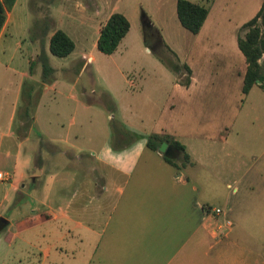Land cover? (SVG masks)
<instances>
[{
	"label": "crops",
	"instance_id": "crops-1",
	"mask_svg": "<svg viewBox=\"0 0 264 264\" xmlns=\"http://www.w3.org/2000/svg\"><path fill=\"white\" fill-rule=\"evenodd\" d=\"M262 1H257L254 11ZM214 5L196 35L199 62L211 55L204 39ZM117 9L105 10L98 2L83 9L95 19L90 37L81 36L85 15L68 13L47 31L44 44L42 31L31 37L25 30L15 31L12 11L6 12L0 29V172L5 175L0 179V217L8 210L16 214L3 217L7 223L0 232V264H264V122L251 129L246 117L239 116L241 105L210 107L203 117L201 95L228 96L227 86L211 89L217 77L199 76L192 63L184 61L191 70L190 82L181 85L174 74V95L163 92L166 100L161 108L156 106V118L149 119L150 130L142 124L134 127L133 120L116 107L124 129L140 138L114 148L112 133L100 141L93 137L98 128L90 130L86 113L92 106L83 100L85 90L80 93L76 87L87 70L91 78L106 84L107 77L100 75L88 48L96 47L100 28L112 13L128 18ZM129 24L122 40L132 28ZM57 29L74 42L67 56L49 51L50 37ZM42 49L53 69L50 82H42L38 60ZM238 51L233 49L232 56L239 62L235 75L241 90L247 65ZM114 71L119 72L117 67ZM26 82L33 85L32 94L40 83L46 90L38 96L28 134L19 136L14 122L23 109ZM105 89L114 96L111 84ZM57 97L81 109L86 118L76 121L71 114L64 122L54 103ZM153 133L179 142L189 161L181 164L180 150V159L169 162L158 149L146 147V136ZM41 140L64 147L54 155L46 153L54 156L47 158L49 163L55 158L67 165L74 161L80 171L77 166L64 171L50 167L44 173L48 165L44 164L36 167L37 172L26 173ZM233 156L241 163L234 170L241 173H225ZM26 177L32 180L30 193L24 191ZM18 193L27 194V200L14 203ZM219 196L222 205L212 206ZM216 208L221 213H215Z\"/></svg>",
	"mask_w": 264,
	"mask_h": 264
},
{
	"label": "rangeland",
	"instance_id": "rangeland-1",
	"mask_svg": "<svg viewBox=\"0 0 264 264\" xmlns=\"http://www.w3.org/2000/svg\"><path fill=\"white\" fill-rule=\"evenodd\" d=\"M189 1L199 3L208 9L209 6L215 3L209 27L206 30L207 39H204L207 43H203L209 49H212L211 55L207 59L203 56L200 62L201 56L198 54L201 50L198 49L196 41L197 33H191L179 23L175 10L176 0H18L15 8H11L7 12L12 11L10 18L15 31L21 32L25 30L26 36L30 37L42 31L41 43L43 41L44 44V36L47 31L55 27L57 19L64 20L68 13H75L78 16L85 15L86 26L81 29L83 33L81 36L90 37L95 19L92 17L88 18L85 12H82L83 9L95 7L97 2L105 10L117 6V11H125L128 14L127 19L131 22L132 27L129 34L111 55L100 52L97 47L88 48V51L94 54L95 64H98L102 71L100 75L107 77L106 80L103 77L106 84H111L114 92V96L111 97L115 104L114 110L117 107L122 116L132 119L131 124L134 127L142 124L146 131L150 130L151 121L149 122V119L156 118L154 117L156 106L161 108L166 100L163 92L171 91L170 95H174V90H171V78L174 77V73L165 68L166 65L157 57L154 53L156 52L177 61L179 64H183L184 61L192 63L199 76L206 77L207 74H210L213 78L217 77L216 81L211 82V89H216L218 86H222L223 88L227 86L226 89L229 91L227 97L217 98L215 96L206 98L204 94L200 96L199 103L203 117L209 112L208 109L210 107L220 108L241 105L242 109L239 112V116L243 115V117H246L250 128L255 129L258 123L260 125V123L264 122V88L254 85L247 95L241 93L238 85L239 81L235 75L239 62L236 56H232V51L233 49H237L238 51L236 40L239 28L256 12L254 10L259 0ZM144 15L146 17H143ZM147 20L150 21L152 27L146 26V23L144 24ZM144 30L148 34V42L151 49L145 46ZM165 44L174 51L175 55L166 49ZM260 62L264 65V55ZM57 63L56 60L55 64L57 65ZM116 67L119 72L114 71ZM74 71L78 72L75 69ZM89 72V70L84 72L83 76L78 80L76 88L80 93L84 90L86 92L83 100L92 106V110L85 111L88 113L89 120L91 119V123L89 124L90 130L98 128L93 137L100 141L111 133V114L115 115V120H119L120 115L116 111H108L103 105L101 97L104 96L106 99L109 97L105 89L106 84L96 76L91 78ZM127 78L130 80L131 86L128 85ZM220 78L226 82L219 81ZM140 80H142L141 84ZM42 90H46V86L40 83V86L36 87L33 93L34 99H38ZM54 103L59 112L58 116L64 122L66 115H74L76 121L80 117L86 118L87 116L81 109H76L73 104L69 105L62 98L57 97ZM65 107L66 109H64ZM16 119L14 127L22 126L24 123L23 119L18 118L17 115ZM30 128L29 126L27 134ZM14 130L17 133V129L15 128ZM19 131L23 135L24 131L20 128ZM41 142L44 144L42 147L46 152L41 149ZM117 142L118 140L112 135L111 143L114 148L117 146L115 144ZM63 148L61 145L41 140L38 149L33 154V165L26 173L37 172L35 170L36 167L44 164H48L45 165L44 173H46V170L49 171L50 167L52 170L64 171L67 167L75 168L77 166V170H79V165L74 161L67 165L60 158L50 159V163L52 164L50 166L47 158L54 157L50 156V154L54 155L55 152H60ZM46 153H50L49 156L47 155L48 157ZM83 153L88 154L89 151H83ZM233 159L236 160L235 156L229 158L231 162H227L229 168L225 173H241V170H234L235 165H240L241 163L235 162ZM43 179L44 176L41 177L40 184H42ZM24 182L26 185L24 191L30 193L32 180L26 177ZM14 196L15 203L18 199L27 197V194L18 193V195L15 194ZM26 197L24 201L27 200ZM28 197L33 198L32 195ZM219 199L220 196L214 203L211 202L212 206L222 205ZM15 214V212L12 213L10 210L6 213L7 216H15Z\"/></svg>",
	"mask_w": 264,
	"mask_h": 264
},
{
	"label": "trees",
	"instance_id": "trees-1",
	"mask_svg": "<svg viewBox=\"0 0 264 264\" xmlns=\"http://www.w3.org/2000/svg\"><path fill=\"white\" fill-rule=\"evenodd\" d=\"M15 1L16 0H0V29L5 22L6 12L13 7ZM207 15L208 8L201 4L189 0H176V16L179 23L193 34L199 32ZM143 17L146 16L144 15ZM129 26V21L125 15L119 12L112 13L100 28L96 43L97 49L104 54H112L117 49L122 38L126 35ZM143 36L145 46L150 48L148 34L145 30L143 31ZM236 41L247 65L241 88L242 94L246 95L254 85L264 88V65L260 62L264 55V0L258 11L240 26ZM165 46L168 51L175 55L174 51L166 44ZM73 49L74 42L64 31L57 29L53 32L49 40V51L51 54L63 57L70 54ZM154 53L164 65L176 74L178 82L181 85L188 86L191 70L187 64H179L177 61L161 53ZM38 60L42 65V82H50L52 80L51 75L53 69L50 66L48 55L43 49L38 55ZM32 66L33 63H30V73L32 71ZM25 86L26 93L23 94V109L22 112H18L17 114V117L23 119L24 123L22 126L14 127V129H17V134L19 136H26L27 130L32 123V112L37 102V99H34V95L32 94L33 85L26 82ZM108 98L106 99L102 96V103L108 111L114 112L115 104L110 96ZM110 122L111 133L113 137L118 140V142L115 143L117 146H120L121 143L128 144L132 140L140 138V135L126 131L119 120L112 118ZM19 128L24 131L23 135L19 131ZM162 141L170 142L172 147L183 152L180 159L182 165H185L189 161L188 155L184 152V147L179 142L170 140L167 136H161L156 133L146 136V147L157 150ZM41 144V146H44L43 143ZM164 158L169 162L172 161L168 157L164 156ZM5 227L6 225H0V232H2Z\"/></svg>",
	"mask_w": 264,
	"mask_h": 264
},
{
	"label": "water",
	"instance_id": "water-1",
	"mask_svg": "<svg viewBox=\"0 0 264 264\" xmlns=\"http://www.w3.org/2000/svg\"><path fill=\"white\" fill-rule=\"evenodd\" d=\"M144 24L148 27H152V24L150 23L149 20L145 21ZM158 151L159 153H162L165 157H168V158H176L179 156V151L175 149L174 147H172L171 145H168V143L166 142H162L160 144ZM6 223H7V220L3 217H0V225H6Z\"/></svg>",
	"mask_w": 264,
	"mask_h": 264
},
{
	"label": "built area",
	"instance_id": "built-area-1",
	"mask_svg": "<svg viewBox=\"0 0 264 264\" xmlns=\"http://www.w3.org/2000/svg\"><path fill=\"white\" fill-rule=\"evenodd\" d=\"M0 179H5V175L2 172H0ZM213 211L217 214L221 213L220 208L213 209Z\"/></svg>",
	"mask_w": 264,
	"mask_h": 264
}]
</instances>
